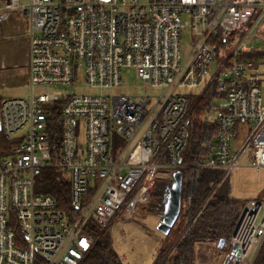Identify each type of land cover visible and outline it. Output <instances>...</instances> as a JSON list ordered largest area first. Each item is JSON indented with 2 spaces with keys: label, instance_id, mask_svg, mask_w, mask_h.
<instances>
[{
  "label": "built area",
  "instance_id": "built-area-1",
  "mask_svg": "<svg viewBox=\"0 0 264 264\" xmlns=\"http://www.w3.org/2000/svg\"><path fill=\"white\" fill-rule=\"evenodd\" d=\"M9 11L28 22L30 93L0 103L8 142L0 147V264H82L93 228L130 217L157 179L184 168L188 99L216 74L225 98L212 109L216 151L203 167L228 176L248 156V167L264 168V99L244 57L262 42L264 0H0V14ZM124 68L160 93L119 92ZM34 86L70 91L57 98ZM56 113L54 146L48 129ZM236 128L245 134L235 149ZM47 170L69 182V212L37 190ZM240 218L250 221L249 239L233 235L229 245L238 244L243 264L264 244V201H247Z\"/></svg>",
  "mask_w": 264,
  "mask_h": 264
},
{
  "label": "rangeland",
  "instance_id": "rangeland-1",
  "mask_svg": "<svg viewBox=\"0 0 264 264\" xmlns=\"http://www.w3.org/2000/svg\"><path fill=\"white\" fill-rule=\"evenodd\" d=\"M139 1L141 3L145 2V0ZM20 2L24 4L27 0H20ZM0 18L5 21V24L3 23V39L0 41V101L14 98L27 99L30 93V86L26 75L27 71L25 72V65L27 66L26 40L22 37L26 30V20L20 19L22 18L21 11L5 12L0 14ZM6 24L11 27L7 29ZM189 35V32L185 31L181 36L182 57L185 50L189 48ZM253 49H264V43L261 42L258 45H254ZM256 61L258 62L257 68L253 71V74L257 79L256 83L261 89L262 97L264 98V62L261 60ZM212 67L214 66L212 65ZM32 90L36 94L54 93L57 98H61V95H66L70 88L65 86H34ZM117 90H111L108 94H113ZM118 91L132 97L150 96L160 93L159 90H153L148 83L138 78L135 69L132 68L121 70V84ZM202 91L203 89L197 88L191 92L193 95H197ZM183 92L189 93V90L186 89ZM212 121L213 112L210 111L208 113V122L211 123ZM241 141V138L234 140L233 148H237ZM248 163L249 157L245 156L240 162V166L230 175L225 176L221 172L219 182L216 185L211 183L212 191L208 200L216 194L219 187L226 180L225 187L231 190V196L238 204L244 205L245 202L258 197L264 201V168L260 171H255L248 167ZM158 180H161V178ZM149 199L144 205H138L137 211L130 217H120L106 228L121 264H154L160 250H164L160 264H171V257L174 259L178 252L176 251V249L178 250L177 246L204 208V206L201 207L193 220H188L185 215L186 210L182 209L183 202H181L180 213L170 231V235L164 236L156 230L159 218L150 210L148 206ZM238 225L233 235L247 241L250 236V221L247 219L240 222L239 220ZM205 245H195L193 247L190 258L191 264H221L223 251L217 249L216 244L209 243ZM253 254L254 250L251 251L243 264H251Z\"/></svg>",
  "mask_w": 264,
  "mask_h": 264
},
{
  "label": "trees",
  "instance_id": "trees-1",
  "mask_svg": "<svg viewBox=\"0 0 264 264\" xmlns=\"http://www.w3.org/2000/svg\"><path fill=\"white\" fill-rule=\"evenodd\" d=\"M260 35L264 38V29L260 31ZM244 57L248 60L257 59L264 62V49H246ZM254 68H256V64ZM224 98L223 82L220 81V76L216 74L199 95H191L188 99L189 139L181 155V163L184 165L181 170L183 177L181 196L183 206L182 203L181 206L182 209L186 210L185 215L188 220H193L201 207L204 206V208L177 246L178 250L176 249V251L178 252L174 259L171 257V264H191L190 258L195 245L202 246L209 243L217 245L220 239H224L226 243H229L246 204L245 202L244 205H240L235 202L231 196V190L225 187L226 180L219 187L216 194L208 200L212 191L211 183L216 185L219 182L221 171L203 167L209 159L213 158L216 151L217 127L213 121L208 122L207 115L212 111L214 105ZM55 119L57 129L54 127L56 124L54 123ZM58 120H60L58 114L55 117L52 116L48 129L49 141L54 146L58 144V135L60 136L61 132ZM238 130L236 128L234 131L236 136ZM7 143L0 133V147H6ZM1 154L3 152L0 150ZM170 183L171 180L168 179L156 181L149 195L148 206L157 216L163 210L166 188ZM37 190L40 193L54 197L57 207L61 211H70L69 182L60 171H45L37 180ZM91 231L95 245L83 264H121L106 229L93 228ZM169 235L170 233L167 236ZM163 252L164 250L158 252L154 264H160ZM252 264H264V244L260 247Z\"/></svg>",
  "mask_w": 264,
  "mask_h": 264
},
{
  "label": "water",
  "instance_id": "water-1",
  "mask_svg": "<svg viewBox=\"0 0 264 264\" xmlns=\"http://www.w3.org/2000/svg\"><path fill=\"white\" fill-rule=\"evenodd\" d=\"M182 184V172H173L171 176V183L166 188L163 210L158 216L159 222L156 226V230L164 236H167L170 233L179 216L181 209ZM224 242V239H220L217 243V249H222ZM239 256V246L237 243H234L230 254L226 256L223 264H240Z\"/></svg>",
  "mask_w": 264,
  "mask_h": 264
},
{
  "label": "crops",
  "instance_id": "crops-1",
  "mask_svg": "<svg viewBox=\"0 0 264 264\" xmlns=\"http://www.w3.org/2000/svg\"><path fill=\"white\" fill-rule=\"evenodd\" d=\"M14 12V11H13ZM20 19H24V20H26V30L24 31V33L22 34V37L23 38H25V40H26V62H27V50H28V43H27V38H26V33H27V31H28V22H27V19L23 16V14H22V18H20ZM3 23L5 24V21H3ZM4 24H3V27H2V29H1V32H0V41L3 39V35H2V32H3V29H4ZM6 26H7V29H9L11 26L10 25H8V24H6ZM262 42L264 43V38H262ZM251 49H253V48H251ZM257 59H253V60H251V61H253L254 62V65L256 64V68H257V61H256ZM260 61V60H259ZM25 68H26V65H25ZM256 68H254L253 69V71L256 69ZM253 71H252V77L255 79L254 80V83L258 86V84L256 83L257 82V79L255 78V76H254V74H253ZM25 72H26V70H25ZM26 75H27V72H26ZM28 79V78H27ZM259 87V86H258ZM261 90V89H260ZM22 99H24V98H22ZM264 99V98H263ZM58 113H56V115H57ZM60 119V118H59ZM60 122V120H58V123ZM59 125V124H58ZM60 128H61V125H60ZM238 134H239V136L237 137V138H241L242 139V136H243V134H245V130L244 129H239L238 130V132H237ZM60 137V136H59ZM236 138V139H237ZM235 139V140H236ZM58 142V141H57ZM239 146V145H238ZM236 149V148H235ZM257 199H259V197L257 198ZM259 200H261V199H259ZM242 214V213H241ZM241 216V215H240ZM240 218V217H239ZM112 240V239H111ZM228 246H229V250L231 249V246L229 245V244H227ZM216 247H217V245H215ZM223 249V248H222ZM222 249H220V250H222ZM259 251V250H258ZM257 254H258V252H257ZM257 254H256V256H257ZM256 256L254 257V259L252 260L251 259V264L253 263V261L255 260V258H256Z\"/></svg>",
  "mask_w": 264,
  "mask_h": 264
},
{
  "label": "flooded vegetation",
  "instance_id": "flooded-vegetation-1",
  "mask_svg": "<svg viewBox=\"0 0 264 264\" xmlns=\"http://www.w3.org/2000/svg\"><path fill=\"white\" fill-rule=\"evenodd\" d=\"M158 222H159V220H158ZM227 244H229V243H226V241H225V242H224V245H223V249H222V251H223V259H222L221 264H223L224 259H225L226 256H228V255L230 254V252H231V249L229 250V246H228ZM231 248H232V247H231Z\"/></svg>",
  "mask_w": 264,
  "mask_h": 264
}]
</instances>
